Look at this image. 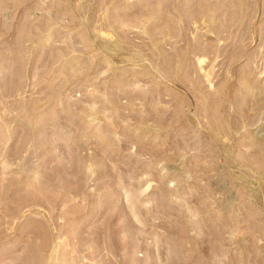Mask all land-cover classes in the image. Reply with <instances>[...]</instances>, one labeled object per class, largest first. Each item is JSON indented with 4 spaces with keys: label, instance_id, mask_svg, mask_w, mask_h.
<instances>
[{
    "label": "rangeland",
    "instance_id": "rangeland-1",
    "mask_svg": "<svg viewBox=\"0 0 264 264\" xmlns=\"http://www.w3.org/2000/svg\"><path fill=\"white\" fill-rule=\"evenodd\" d=\"M0 264H264V0H0Z\"/></svg>",
    "mask_w": 264,
    "mask_h": 264
}]
</instances>
